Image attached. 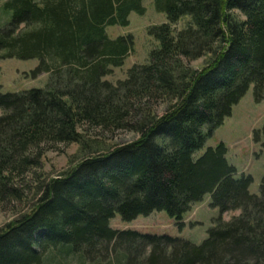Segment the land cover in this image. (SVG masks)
Segmentation results:
<instances>
[{
  "label": "trees",
  "instance_id": "16d2710c",
  "mask_svg": "<svg viewBox=\"0 0 264 264\" xmlns=\"http://www.w3.org/2000/svg\"><path fill=\"white\" fill-rule=\"evenodd\" d=\"M142 1L3 2L0 60L36 58L31 77L48 78L16 92L0 84V204L21 196L28 174L38 181L32 208L0 230V264H264V176L252 193L222 141L197 153L251 85L254 101L264 99V0H153L167 18L147 28L157 46L125 78L103 79L134 42L106 27L127 26ZM84 126L135 136L41 177L42 148L85 150ZM252 139L264 148V122ZM206 194L219 213L200 243L109 225L116 213L131 221L163 210L182 228Z\"/></svg>",
  "mask_w": 264,
  "mask_h": 264
},
{
  "label": "rangeland",
  "instance_id": "374dc122",
  "mask_svg": "<svg viewBox=\"0 0 264 264\" xmlns=\"http://www.w3.org/2000/svg\"><path fill=\"white\" fill-rule=\"evenodd\" d=\"M0 0V26L10 18V12L3 9V2ZM144 13L139 14L131 11L127 26L110 25L106 27V33L114 38L118 35L130 33L133 36V49L124 59L123 65L113 67L111 72L103 79L115 82L126 77L127 69L134 63H144L148 60L149 51L157 46V41L148 34L147 28L154 24L167 21L166 14L157 11L153 0H143ZM187 17L181 18L172 25L174 30L186 24ZM203 59L190 62L191 66L198 67ZM37 64L36 58L18 59L15 57L0 60V84L2 92H16L33 87H43L47 82V74L43 73L35 78L31 77L30 70ZM162 107L157 108L161 112ZM264 122V99L255 102L253 99V87L248 88L239 101L232 106L231 114L224 118L223 123L218 126L212 135L208 137L204 146L197 151L201 154L206 147L214 146L222 141L226 148V159L233 164L238 171L252 176L249 190L258 194L259 182L264 176V148L252 139V130L259 128ZM83 133V141L88 146L84 150L78 143L55 144L42 148L41 167L38 173L41 177L51 178L69 169L78 162L88 151L93 149L107 148L114 143L130 141L135 134L121 129L114 133L99 132L95 128H80ZM32 175V176H31ZM37 178L33 173L27 175L24 191L21 196L6 204H0V230L5 225L29 211L35 204L37 195ZM209 194L204 195L202 200L195 202L190 210L183 215V227L179 228L174 218L170 217L163 210H154L149 215H139L131 221L122 220L116 213L109 220V225L117 229H135L140 232L167 234L177 236L194 243H200L207 235V229L211 226L212 218L217 216V207L210 206ZM239 211H229L222 214L223 219H229L231 215L238 214ZM107 260H104L105 262ZM88 263L92 261L88 260ZM94 263V262H93ZM108 264L107 262H105ZM115 264L114 262H112ZM67 264H77L76 260H68Z\"/></svg>",
  "mask_w": 264,
  "mask_h": 264
}]
</instances>
